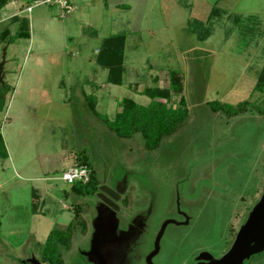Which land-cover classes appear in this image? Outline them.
Segmentation results:
<instances>
[{
	"label": "rangeland",
	"instance_id": "1",
	"mask_svg": "<svg viewBox=\"0 0 264 264\" xmlns=\"http://www.w3.org/2000/svg\"><path fill=\"white\" fill-rule=\"evenodd\" d=\"M68 1L65 18L33 0L0 10L8 87L0 84V264H47L42 244L51 229L64 230L73 203L86 230H75L68 248L57 244L59 264H191L226 251L264 189V91L254 90L264 0ZM15 18L27 20V31ZM120 35L118 86L95 60ZM171 71L183 84L182 104L180 96L168 103L185 110L180 126L166 134L159 125L150 141L139 126L117 131L119 101L147 106L143 89H168ZM243 101L244 112L218 108ZM76 154L95 171L94 194L72 195L60 179ZM120 184L116 211L97 195Z\"/></svg>",
	"mask_w": 264,
	"mask_h": 264
},
{
	"label": "trees",
	"instance_id": "2",
	"mask_svg": "<svg viewBox=\"0 0 264 264\" xmlns=\"http://www.w3.org/2000/svg\"><path fill=\"white\" fill-rule=\"evenodd\" d=\"M8 3V0H0V10ZM21 31H27L28 22L25 19H16ZM21 33V32H20ZM25 33V32H24ZM124 41L123 35L109 37L102 43L99 52L96 57V63L99 66H103L108 71L107 83L113 85H122L123 76V51H124ZM4 92L8 90L7 84L5 83ZM254 90L258 92L264 91V64L257 77ZM1 91V90H0ZM183 92L182 78L176 71L170 72L169 88L161 89L159 87H145L141 92L142 95L150 98V103L147 106H142L137 104L134 100L130 98H123L119 101L118 111L114 117L113 123L117 131L123 130L130 126L133 133L139 131L138 126L141 127L142 136L146 140L150 141V138L154 135V129L159 127L165 128L166 131L171 133L172 130L180 126L182 120H184L185 110L182 108H173L172 104L168 106L171 102L172 97L180 96V102L178 105L182 104L183 97L181 96ZM5 94V93H4ZM0 93V111L3 109L4 105V95ZM163 100L164 102H161ZM217 103V102H216ZM215 104V103H211ZM248 104L247 101H243L236 106L230 105H218L221 110L227 111V115L233 111V114L238 112H244L245 106ZM216 106V104H215ZM217 108H215L216 110ZM152 130V131H151ZM121 136L120 133H118ZM125 134V133H124ZM126 135L129 136L127 133ZM160 136L154 137L153 141L159 142ZM0 156L4 159L7 158L5 147L0 136ZM75 165L86 166L90 171V178L87 183H74L70 185V193L75 196H84L88 194H94L97 191V184L95 177V171L92 169L91 165L87 161V157L78 156L76 154ZM123 201V200H122ZM73 215L70 222L65 226L64 230H57L55 228L51 229L47 235L45 242L42 244L41 260L47 264H59L58 262H53V255L60 250L57 244H62L65 248L69 247L70 237L75 233L74 231L80 229L81 233L85 232L86 224L84 218H82L81 208L78 203L72 204Z\"/></svg>",
	"mask_w": 264,
	"mask_h": 264
},
{
	"label": "water",
	"instance_id": "3",
	"mask_svg": "<svg viewBox=\"0 0 264 264\" xmlns=\"http://www.w3.org/2000/svg\"><path fill=\"white\" fill-rule=\"evenodd\" d=\"M6 49L4 47L1 52L0 61V84L4 85L3 67L6 63ZM117 189L110 190L104 186L99 188L98 197L107 205L116 211L119 210L114 201L119 200L120 195ZM257 239V241H256ZM264 248V192L250 212L245 224L239 230L236 240L234 241L230 251L215 264H240V262L248 258L252 254L261 252ZM39 264V263H36Z\"/></svg>",
	"mask_w": 264,
	"mask_h": 264
},
{
	"label": "built area",
	"instance_id": "4",
	"mask_svg": "<svg viewBox=\"0 0 264 264\" xmlns=\"http://www.w3.org/2000/svg\"><path fill=\"white\" fill-rule=\"evenodd\" d=\"M33 3L35 6L41 4H54L59 8L58 13L60 18L69 16L73 11V6L69 3L68 0H33ZM26 11L30 13L32 11V7H27ZM89 178L90 171L86 166L73 165L62 173L60 179L65 184L72 185L74 183H87L89 181Z\"/></svg>",
	"mask_w": 264,
	"mask_h": 264
},
{
	"label": "flooded vegetation",
	"instance_id": "5",
	"mask_svg": "<svg viewBox=\"0 0 264 264\" xmlns=\"http://www.w3.org/2000/svg\"><path fill=\"white\" fill-rule=\"evenodd\" d=\"M119 192H123V194L120 195L119 200L114 201L115 204L119 205L120 201L122 200L123 196L126 193V188L124 189V185L120 184L118 189ZM264 192V189L262 191V194ZM261 194V195H262ZM258 202V200H257ZM256 202V203H257ZM119 208V207H118ZM120 210V208H119ZM118 210V211H119ZM246 222V221H245ZM245 222L242 223V225L240 227H238L237 230L233 231V240L231 241V243L229 244L228 248L226 249V251L224 252H219V250H215L214 252L212 251H207V250H202V251H207L208 254H201V257L199 256H195L194 259L192 260L191 264H215L217 263L220 259H222L231 249L234 241L236 240L237 234L239 232V230L242 228V226L245 224ZM131 233H133V230L131 231ZM257 241V239H256ZM201 252V251H199ZM264 252V248L261 252L257 253V254H252L250 255L248 258L243 259L240 264H261V261L258 260L259 256ZM197 255V254H196ZM155 264V263H154ZM156 264H159V262H156Z\"/></svg>",
	"mask_w": 264,
	"mask_h": 264
}]
</instances>
